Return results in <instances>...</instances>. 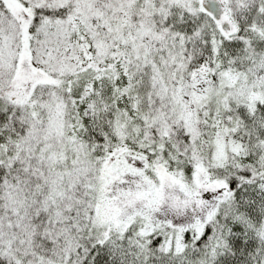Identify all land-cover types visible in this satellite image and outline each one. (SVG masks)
<instances>
[{
    "label": "snow or ice",
    "instance_id": "1",
    "mask_svg": "<svg viewBox=\"0 0 264 264\" xmlns=\"http://www.w3.org/2000/svg\"><path fill=\"white\" fill-rule=\"evenodd\" d=\"M0 264H264V0H0Z\"/></svg>",
    "mask_w": 264,
    "mask_h": 264
}]
</instances>
